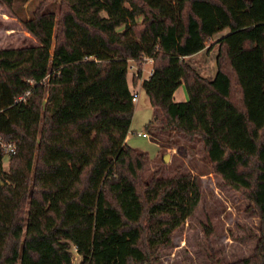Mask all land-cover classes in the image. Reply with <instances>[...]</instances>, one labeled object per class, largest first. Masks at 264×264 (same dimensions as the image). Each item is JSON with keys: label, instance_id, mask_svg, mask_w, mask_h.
<instances>
[{"label": "trees", "instance_id": "obj_1", "mask_svg": "<svg viewBox=\"0 0 264 264\" xmlns=\"http://www.w3.org/2000/svg\"><path fill=\"white\" fill-rule=\"evenodd\" d=\"M22 23L37 44L0 49V139L15 145H0V264H146L195 210L197 175L144 182L125 142L128 62L136 84L145 57L159 129L199 138L260 220L253 254L227 264H264V0H61L57 19L42 3ZM225 28L207 79L184 58Z\"/></svg>", "mask_w": 264, "mask_h": 264}, {"label": "rangeland", "instance_id": "obj_2", "mask_svg": "<svg viewBox=\"0 0 264 264\" xmlns=\"http://www.w3.org/2000/svg\"><path fill=\"white\" fill-rule=\"evenodd\" d=\"M42 3L46 11L55 13L57 19L61 0H14L11 8L0 3V49L37 44L22 20L30 18ZM55 32L56 24L51 53ZM209 49L188 62L196 60L205 67L211 65L215 74V54H209ZM151 68L152 64L145 62L141 77L134 84L132 76L138 66L133 61L128 62L127 81L132 91L138 92V98L133 103L134 111L125 142L146 154V166L140 175L142 181L149 182L153 177L166 178L179 169L198 176L200 199L192 214L174 231L170 243L161 247L146 264H227L252 255L260 235V220L250 201L212 171L199 138L159 129L161 114L151 107L140 85V80ZM156 117L158 120L151 130L147 129L145 125ZM165 155L168 156L166 162ZM2 165L4 170L8 169L7 155H4ZM78 260L74 254L73 261L77 263Z\"/></svg>", "mask_w": 264, "mask_h": 264}, {"label": "crops", "instance_id": "obj_3", "mask_svg": "<svg viewBox=\"0 0 264 264\" xmlns=\"http://www.w3.org/2000/svg\"><path fill=\"white\" fill-rule=\"evenodd\" d=\"M226 33H228V28H225L222 31L214 34L211 38L208 39L207 43L205 44L204 49H202L201 51H199V52H197V53H195L193 55L186 56L184 58V60L189 65H191L197 72H199L198 68H200V70H201V74L200 75H202L203 77H206L207 79H212L215 74L212 73L213 71H212V66L211 65H209L208 67H205L204 64L201 63L202 64L201 65L196 60H194L193 62H188V59L195 58L198 55H200V53H202L203 51H207L206 50L207 48H210L209 49V54L212 53V52H213V54H215V63H216V54H217V50H218V40H219L220 37H222ZM214 52H216V53H214ZM149 63H151V62H149ZM196 66H198V67H196ZM150 71H151V69L149 70V72H148L146 77H144V78L142 77V79L140 80V85H141L143 79H145V78H147L149 76ZM205 71H207V73H205ZM216 71H217V66H216ZM128 86H129V84H128ZM129 89H130L131 92H133L130 86H129ZM176 95H177V97H176ZM173 99H174V101H178V102L179 101H185L187 99V93H186V90H185V87H184L183 83L180 84V86H178V88L174 91Z\"/></svg>", "mask_w": 264, "mask_h": 264}, {"label": "built area", "instance_id": "obj_4", "mask_svg": "<svg viewBox=\"0 0 264 264\" xmlns=\"http://www.w3.org/2000/svg\"><path fill=\"white\" fill-rule=\"evenodd\" d=\"M145 62H152V59L149 58V57H145L143 59ZM152 72V69L150 71V74ZM149 74V75H150ZM134 76H137V73H134L133 74ZM140 79V78H139ZM137 98H138V92L136 91H133L132 92V97H131V100L132 102L134 103L135 101H137ZM143 135H146L145 133H143ZM0 145L3 147L4 151L7 153V154H13L15 152V145L12 144V143H7V142H3L1 139H0Z\"/></svg>", "mask_w": 264, "mask_h": 264}, {"label": "water", "instance_id": "obj_5", "mask_svg": "<svg viewBox=\"0 0 264 264\" xmlns=\"http://www.w3.org/2000/svg\"><path fill=\"white\" fill-rule=\"evenodd\" d=\"M167 160H168V156L165 155V156H164V161L166 162Z\"/></svg>", "mask_w": 264, "mask_h": 264}]
</instances>
